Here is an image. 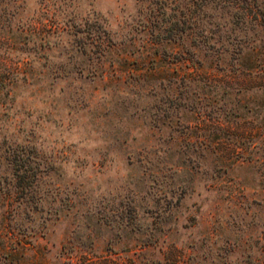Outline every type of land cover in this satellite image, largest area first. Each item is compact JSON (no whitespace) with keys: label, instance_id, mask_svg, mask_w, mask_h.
I'll return each mask as SVG.
<instances>
[{"label":"rangeland","instance_id":"1","mask_svg":"<svg viewBox=\"0 0 264 264\" xmlns=\"http://www.w3.org/2000/svg\"><path fill=\"white\" fill-rule=\"evenodd\" d=\"M0 264H264V0H0Z\"/></svg>","mask_w":264,"mask_h":264}]
</instances>
